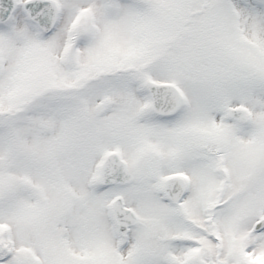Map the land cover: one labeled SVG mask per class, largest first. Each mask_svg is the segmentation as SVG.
I'll use <instances>...</instances> for the list:
<instances>
[{
    "label": "snow or ice",
    "instance_id": "snow-or-ice-1",
    "mask_svg": "<svg viewBox=\"0 0 264 264\" xmlns=\"http://www.w3.org/2000/svg\"><path fill=\"white\" fill-rule=\"evenodd\" d=\"M0 264H264V0H0Z\"/></svg>",
    "mask_w": 264,
    "mask_h": 264
}]
</instances>
